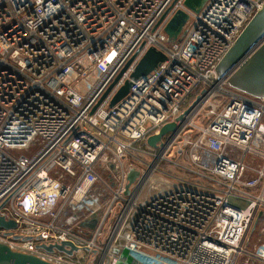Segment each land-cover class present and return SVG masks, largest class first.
I'll return each mask as SVG.
<instances>
[{
	"label": "built area",
	"instance_id": "2783aa9c",
	"mask_svg": "<svg viewBox=\"0 0 264 264\" xmlns=\"http://www.w3.org/2000/svg\"><path fill=\"white\" fill-rule=\"evenodd\" d=\"M185 1L0 0V217L16 224L1 242L54 264H87L73 260L81 252L89 264H264V243L244 248L264 217V168L244 180L252 144L264 143V97L217 72L264 0H205L198 13ZM178 11L189 20L172 42ZM151 48L166 61L133 80ZM62 243L72 256L40 248Z\"/></svg>",
	"mask_w": 264,
	"mask_h": 264
},
{
	"label": "water",
	"instance_id": "95a60500",
	"mask_svg": "<svg viewBox=\"0 0 264 264\" xmlns=\"http://www.w3.org/2000/svg\"><path fill=\"white\" fill-rule=\"evenodd\" d=\"M205 0H186L185 6L194 12H200ZM169 12V11H168ZM167 12V13H168ZM166 13V15H167ZM165 15V16H166ZM189 20L188 14L183 11H178L170 20L165 28V32L172 42H179L180 36L184 33V28ZM167 56L157 50L151 48L146 55L137 65L135 71L132 73L131 78L133 80H139L147 77L153 72L161 63L165 62ZM132 61L124 68V70L117 77L115 82L103 95L97 106L92 110L93 114L99 105L111 92L115 84L121 79L126 72ZM217 72L220 78L226 79L229 86L233 89L247 94L254 98L264 97V7L259 11L253 19L248 23L245 29L232 48L224 55L221 61L218 63ZM132 88V82L129 80L119 90L111 101L110 108H114L120 101H122L130 92ZM176 130L175 124H169L162 128L160 135L149 138L148 144L151 147H156L162 137L168 132ZM138 176L136 171H131L129 175V184L127 188L135 181ZM0 228L6 230H12L16 228V224L13 221L7 222L4 218L0 217ZM13 233H6L11 235ZM66 247H71L72 250H67ZM41 249L54 253H65L68 256H72L76 249L68 243H62L60 245H42ZM116 254L119 253L118 249H115ZM0 264H54L44 259H41L32 254L23 253L14 250L8 244L0 241Z\"/></svg>",
	"mask_w": 264,
	"mask_h": 264
},
{
	"label": "rangeland",
	"instance_id": "374dc122",
	"mask_svg": "<svg viewBox=\"0 0 264 264\" xmlns=\"http://www.w3.org/2000/svg\"><path fill=\"white\" fill-rule=\"evenodd\" d=\"M227 87L228 86H226V88ZM220 101H223V99L218 98L216 100L211 101V103L214 102V106H216V105L218 106L219 105L218 103ZM211 109H212L211 105H209V106L206 105V107L202 111V114L196 120V122L199 126H206L207 123H209L208 114L210 113ZM263 144L264 143H262V142H254L252 144L253 152L249 153L245 158V163L248 167V170L245 173V178H244L245 181L252 179V178H257V173L255 170L264 168V158L257 154L259 151L264 150ZM40 150H41V145H39V143H37V144L33 145L30 149L20 152L18 154V156L32 157L34 155H37L40 152ZM176 161H179V160L176 159ZM180 163L184 164L183 162H180ZM188 167L191 170H195L194 168H192L193 167L192 165H190V166L188 165ZM162 169L166 170L165 167H162ZM175 177L185 178V172L180 170V169L176 170L175 171ZM155 178H156L155 180L157 181L155 183V186L159 187L161 185V183L165 182L164 178L159 173L155 176ZM168 180H170V179H168ZM164 186L166 188L172 187V186L169 187L166 184H164ZM160 189L161 188L159 187L156 190L159 191ZM156 190H153L151 193H153V194L156 193ZM259 190H262V189H259ZM263 243H264V217H260V218L257 217L256 221L254 222L253 226L251 227V229H250V231L246 237V240L244 243V248L247 251L253 252V251H255V249L259 245H261ZM86 257H87V252H81L78 255H75L73 257V260L74 261L81 260V262H85V263L89 264L88 260H86ZM244 258H245V256H242L241 261H243ZM97 263H98V261H96V264ZM252 264H257V263L252 262Z\"/></svg>",
	"mask_w": 264,
	"mask_h": 264
},
{
	"label": "bare ground",
	"instance_id": "6f19581e",
	"mask_svg": "<svg viewBox=\"0 0 264 264\" xmlns=\"http://www.w3.org/2000/svg\"><path fill=\"white\" fill-rule=\"evenodd\" d=\"M123 262H117L115 264H138L137 262H135L134 260H132L131 258H127L126 256H124Z\"/></svg>",
	"mask_w": 264,
	"mask_h": 264
}]
</instances>
